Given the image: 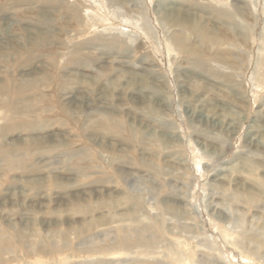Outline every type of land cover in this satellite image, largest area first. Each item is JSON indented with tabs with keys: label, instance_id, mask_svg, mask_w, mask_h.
<instances>
[{
	"label": "rangeland",
	"instance_id": "374dc122",
	"mask_svg": "<svg viewBox=\"0 0 264 264\" xmlns=\"http://www.w3.org/2000/svg\"><path fill=\"white\" fill-rule=\"evenodd\" d=\"M0 264H264V0H0Z\"/></svg>",
	"mask_w": 264,
	"mask_h": 264
},
{
	"label": "bare ground",
	"instance_id": "6f19581e",
	"mask_svg": "<svg viewBox=\"0 0 264 264\" xmlns=\"http://www.w3.org/2000/svg\"><path fill=\"white\" fill-rule=\"evenodd\" d=\"M97 1V0H96ZM99 1V0H98ZM115 1V0H114ZM95 2V1H94ZM168 9V8H167ZM173 9H175V8H173ZM174 13H178V12H175V10L173 11ZM170 15V14H169ZM173 15V14H172ZM139 18V17H138ZM127 19V18H126ZM138 20V19H137ZM178 25H180V29L178 30V32H176L175 34H173L172 35V38H173V42H176L178 45H179V43H183V42H186V40H187V38H185V36H184V31L187 29V27H188V25L187 24H183V23H178ZM135 26V25H134ZM139 26V25H138ZM141 29V28H140ZM137 30V29H136ZM136 32V34H137V31H135ZM169 50H170V44H169ZM225 53V52H224ZM228 57V56H227ZM123 65V64H122ZM5 91H6V89H5ZM23 93V92H22ZM21 94V93H20ZM19 95V94H18ZM18 99V98H17ZM17 103H18V101H17ZM21 103V102H20ZM23 106H25V107H28V105L27 104H25V105H23ZM13 107V106H12ZM18 107V106H17ZM24 107V108H25ZM20 108H21V106H20ZM23 108V109H24ZM15 109H16V107H15ZM17 111V110H16ZM23 111V110H22ZM19 112V111H18ZM101 123V122H100ZM96 125H97V123H96ZM98 125H99V123H98ZM101 125V124H100ZM255 139V138H254ZM252 142V141H251ZM213 182H216V179L215 180H213ZM219 183V182H218ZM217 183V184H218Z\"/></svg>",
	"mask_w": 264,
	"mask_h": 264
}]
</instances>
